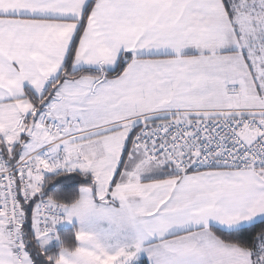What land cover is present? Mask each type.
<instances>
[{
    "label": "snow or ice",
    "instance_id": "6c2138e0",
    "mask_svg": "<svg viewBox=\"0 0 264 264\" xmlns=\"http://www.w3.org/2000/svg\"><path fill=\"white\" fill-rule=\"evenodd\" d=\"M0 264H264V0H0Z\"/></svg>",
    "mask_w": 264,
    "mask_h": 264
},
{
    "label": "trees",
    "instance_id": "16d2710c",
    "mask_svg": "<svg viewBox=\"0 0 264 264\" xmlns=\"http://www.w3.org/2000/svg\"><path fill=\"white\" fill-rule=\"evenodd\" d=\"M57 179H58V180H65L66 178L61 177V178H57ZM77 179H79V178H77ZM50 194H51V195H56V194H57L55 187H53V188L51 189Z\"/></svg>",
    "mask_w": 264,
    "mask_h": 264
}]
</instances>
